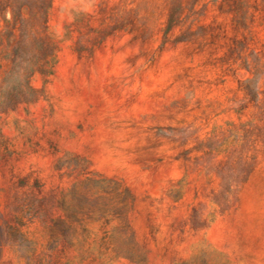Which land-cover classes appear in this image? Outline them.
<instances>
[{
  "label": "rangeland",
  "instance_id": "1",
  "mask_svg": "<svg viewBox=\"0 0 264 264\" xmlns=\"http://www.w3.org/2000/svg\"><path fill=\"white\" fill-rule=\"evenodd\" d=\"M0 264H264V0H0Z\"/></svg>",
  "mask_w": 264,
  "mask_h": 264
}]
</instances>
